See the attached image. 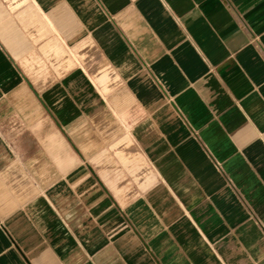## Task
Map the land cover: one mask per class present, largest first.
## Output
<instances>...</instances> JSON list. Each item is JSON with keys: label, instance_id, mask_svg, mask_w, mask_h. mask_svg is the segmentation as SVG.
<instances>
[{"label": "crops", "instance_id": "crops-1", "mask_svg": "<svg viewBox=\"0 0 264 264\" xmlns=\"http://www.w3.org/2000/svg\"><path fill=\"white\" fill-rule=\"evenodd\" d=\"M0 264H264V0H0Z\"/></svg>", "mask_w": 264, "mask_h": 264}]
</instances>
